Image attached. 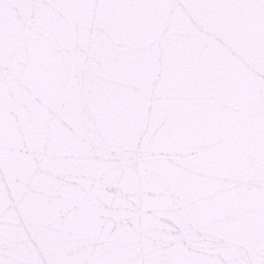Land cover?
I'll return each instance as SVG.
<instances>
[{"label":"snow or ice","instance_id":"1","mask_svg":"<svg viewBox=\"0 0 264 264\" xmlns=\"http://www.w3.org/2000/svg\"><path fill=\"white\" fill-rule=\"evenodd\" d=\"M0 264H264V0H0Z\"/></svg>","mask_w":264,"mask_h":264}]
</instances>
